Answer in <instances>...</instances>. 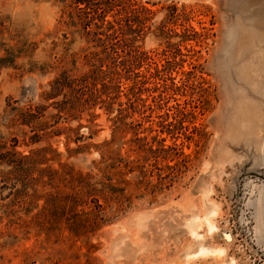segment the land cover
Masks as SVG:
<instances>
[{"label":"rangeland","instance_id":"374dc122","mask_svg":"<svg viewBox=\"0 0 264 264\" xmlns=\"http://www.w3.org/2000/svg\"><path fill=\"white\" fill-rule=\"evenodd\" d=\"M68 1L0 0V264H264V0Z\"/></svg>","mask_w":264,"mask_h":264},{"label":"trees","instance_id":"16d2710c","mask_svg":"<svg viewBox=\"0 0 264 264\" xmlns=\"http://www.w3.org/2000/svg\"><path fill=\"white\" fill-rule=\"evenodd\" d=\"M66 5H67V7H69L68 16L71 19H74L75 17H79L83 14H84V16H86V14H88L87 10L89 8H91L89 0H69ZM97 9L98 10L100 9V11L92 10V12H94L95 14H100V15L105 12V6H98ZM85 78L86 77L84 76L83 79H85ZM75 81H76L75 78H71L68 75L62 74L60 77L55 78L53 80V82L51 83L50 88H51L52 92L48 93L47 97H50L52 94H53L52 96L59 94L60 92H62L63 88H67L69 93L72 92V90H70V89H73V86H75V84H76ZM102 84L106 86L105 82H103ZM65 99H68V98L65 97ZM62 104H63V102H62ZM35 108L39 109V106H36ZM25 110L20 111V115L28 116L30 118L34 115L33 113L29 112V111H31L30 108H27L26 111ZM63 110L65 111V110H70V109H63ZM65 112H67V111H65ZM35 113H36V111H35ZM26 121L28 123L33 122L31 120L30 121L26 120ZM35 137H37V136L36 135L30 136L31 140ZM40 150H42V148Z\"/></svg>","mask_w":264,"mask_h":264},{"label":"bare ground","instance_id":"6f19581e","mask_svg":"<svg viewBox=\"0 0 264 264\" xmlns=\"http://www.w3.org/2000/svg\"><path fill=\"white\" fill-rule=\"evenodd\" d=\"M224 236H225L227 241H230L232 239L231 235L229 233L224 232Z\"/></svg>","mask_w":264,"mask_h":264}]
</instances>
